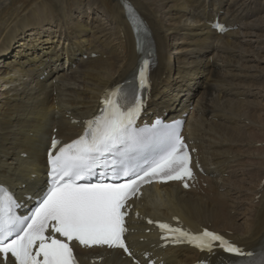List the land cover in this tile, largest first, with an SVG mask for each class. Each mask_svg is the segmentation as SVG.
Segmentation results:
<instances>
[{
    "label": "bare ground",
    "instance_id": "bare-ground-1",
    "mask_svg": "<svg viewBox=\"0 0 264 264\" xmlns=\"http://www.w3.org/2000/svg\"><path fill=\"white\" fill-rule=\"evenodd\" d=\"M129 1L147 23L156 48L144 117H186L185 133L201 168L187 180L188 187L180 182L154 186L133 201L126 236L135 256L155 264L226 257L221 250L209 256L186 243H164L148 219L186 230L209 228L243 249L260 246L264 116L251 111L253 103L242 95L252 94L245 79L261 77L243 70L253 67L251 62L264 63V36L258 31L264 29V16H258L264 6L229 0L234 8L224 13V0ZM124 14L122 0H0V183L25 204L45 186L51 136L61 143L79 135L104 93L135 67L138 54ZM215 19L228 30L214 29ZM170 51L182 57L167 55ZM215 66V78H206L211 81L209 97L194 98L192 81ZM261 83L257 87L264 92ZM254 121L262 124L260 134L247 131ZM243 142H253L248 161L242 145L236 147ZM242 173L254 179L247 186V207L240 197L246 178L234 177ZM76 253L81 264H134L120 250L76 247Z\"/></svg>",
    "mask_w": 264,
    "mask_h": 264
},
{
    "label": "snow or ice",
    "instance_id": "snow-or-ice-1",
    "mask_svg": "<svg viewBox=\"0 0 264 264\" xmlns=\"http://www.w3.org/2000/svg\"><path fill=\"white\" fill-rule=\"evenodd\" d=\"M124 7L131 12L127 4ZM136 30L144 31V25L138 24ZM151 63L148 58L141 60L135 77L138 88L129 81L127 88L121 85L105 93L100 113L84 122L78 138L55 152L52 149L60 142L52 139L47 187L37 190L29 214L18 215L14 194L0 186V264H77L74 243L128 252L122 239L125 209L140 186L153 179L192 176L180 121L165 125L157 119L151 126L136 127ZM92 177L97 178L95 183ZM158 226L209 256L216 247L237 257L253 255L207 229L192 234L164 223ZM248 264H264V258L250 259Z\"/></svg>",
    "mask_w": 264,
    "mask_h": 264
},
{
    "label": "rangeland",
    "instance_id": "rangeland-1",
    "mask_svg": "<svg viewBox=\"0 0 264 264\" xmlns=\"http://www.w3.org/2000/svg\"><path fill=\"white\" fill-rule=\"evenodd\" d=\"M88 0H84V3L85 2H87ZM204 2H208L209 0H203ZM238 1V0H237ZM236 1V2H237ZM241 1H243V0H241ZM240 1V2H241ZM244 4H246L247 6H251V7H253V6H264V0H244V2H243ZM242 3V4H243ZM238 4H240V3H238ZM237 4V5H238ZM236 5V6H237ZM228 8H231V6L229 5V0H224V7H223V9L221 10L222 12H224L225 13V11H226V9H228ZM234 8V7H233ZM233 8H231V9H233ZM225 10V11H224ZM212 12V11H211ZM264 16V10L263 11H259V15L258 16ZM242 31H243V29H241ZM260 33H261V35H263L264 36V29L263 30H258ZM176 37V36H175ZM176 38H178V37H176ZM181 38H183V37H181ZM250 37H247V38H243V40H245V39H249ZM260 39H261V36H260ZM264 54V52L262 53V55ZM167 55H173V56H177V57H182V55L181 54H178V55H175V54H171V51H170V53H168ZM91 56H94V55H92L91 54ZM84 58H86V56H84ZM261 59V55L260 54H257V58H256V60H260ZM210 61L212 62V61H216L217 63H218V65H220L221 63H222V61L221 60H214L213 58H211L210 59ZM251 64H253L254 66L253 67H251L250 69H247V70H243V71H245V72H247V73H249V74H252V75H259L260 74V78H257L256 80H254L253 78L251 79V78H247V80L245 79V83L247 84V85H249V87H250V91H251V95H248L247 93H244V95H242V97H243V100H246L247 102H249L250 104H251V102L253 103V105H254V107H253V105L251 104V106H249V109L251 108V111L252 110H254V112H256V115H259L260 117H263L264 116V92H261V90L259 91L258 90V87H259V84H262L261 82H264V70H262V72H258V71H261V69H259V68H264V63L263 62H260V61H254V62H251ZM222 65V64H221ZM256 66H257V68H256ZM221 68V67H220ZM211 69V72L209 73H207V74H203V75H201L200 77H198V78H196V79H194L193 81H192V86H193V92L195 93V97L194 98H196V97H203V98H208L209 96V93H210V80H209V78L208 79H206L207 78V76H209L211 79H213V78H215V76H216V71L219 69V68H217L216 66L215 67H211L210 68ZM216 69V70H215ZM256 70H258L257 72H256ZM262 75H263V77H262ZM248 80H249V82H248ZM197 82V83H196ZM196 83V84H195ZM258 86V87H257ZM241 88V87H240ZM256 94V95H255ZM248 95V96H247ZM245 98H247V99H245ZM192 105L190 106V109L189 110H192ZM257 121H259V120H257ZM257 121H254L253 123H251L249 126H251L250 128H249V130L247 129V131H249V132H252V130H254L253 132L254 133H257V134H260L261 133V130L262 129H264V127L261 129V123L260 122H257ZM254 125H256V127H258L257 129H256V127L254 126ZM251 128H252V130H251ZM254 128V129H253ZM251 130V131H250ZM257 130V131H256ZM246 131V132H247ZM258 131H259V133H258ZM238 145H242L240 148H242V152L244 151V155L246 156V158H244L245 160H247V158H248V160H250V157H249V155L251 154V149H252V145H253V142H252V144H250L249 146H248V143H245V142H243V143H241V144H239V143H237V145H236V147H238L239 148V146ZM247 145V146H246ZM251 146V147H250ZM244 147H245V150H244ZM251 148V149H250ZM248 150V151H247ZM246 152H247V154H246ZM249 152V153H248ZM244 156V157H245ZM248 156V157H247ZM247 160V161H248ZM251 166H249L248 168H250ZM233 169H235L236 170V168H233ZM235 170H234V172H235ZM228 174H226L225 176H227ZM242 176V179H244L245 180V178H246V185H245V189L244 190H242V192H241V195H240V197H241V199L243 200V202L245 203L244 205L247 207V203H248V200H249V198H250V190H248L247 188H249L250 186H251V184H253L254 183V179L252 178V177H250V175L249 174H246L245 176H244V173H242L240 176L237 174V175H235L234 177L235 178H237V179H239V177H241ZM250 179V180H249ZM251 179H253V180H251ZM249 180V181H248ZM252 181V182H251ZM247 182H249V183H247ZM247 186H249V187H247ZM243 194V195H242ZM247 196V197H246ZM249 196V197H248ZM244 199H243V198ZM235 198H236V195H235ZM246 198V199H245ZM246 200V201H245ZM242 214V213H241ZM238 215H240V214H238ZM241 216V215H240ZM239 216V217H240ZM242 219H243V217H240V219H238L237 220V222H239V223H241L242 224Z\"/></svg>",
    "mask_w": 264,
    "mask_h": 264
}]
</instances>
